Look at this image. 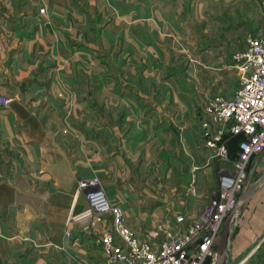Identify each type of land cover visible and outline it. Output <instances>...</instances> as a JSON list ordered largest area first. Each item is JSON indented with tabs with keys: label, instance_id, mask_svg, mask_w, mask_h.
<instances>
[{
	"label": "crops",
	"instance_id": "crops-1",
	"mask_svg": "<svg viewBox=\"0 0 264 264\" xmlns=\"http://www.w3.org/2000/svg\"><path fill=\"white\" fill-rule=\"evenodd\" d=\"M194 1L0 0V96L12 98L0 106V264H106L95 233L72 221L89 207L79 181L93 175L132 228L154 225L132 219L140 212L167 221L204 205L213 171L219 182L231 163L212 159L188 123V78L158 74L169 62L156 40L162 5ZM263 155L223 264H264V180L251 190Z\"/></svg>",
	"mask_w": 264,
	"mask_h": 264
},
{
	"label": "built area",
	"instance_id": "built-area-1",
	"mask_svg": "<svg viewBox=\"0 0 264 264\" xmlns=\"http://www.w3.org/2000/svg\"><path fill=\"white\" fill-rule=\"evenodd\" d=\"M240 59L248 70L241 87L234 97H213L201 124L214 158L231 163L220 168L217 195L206 209L176 212L158 230L139 233L130 226L121 201L109 198L97 175L80 179L79 189L85 191L89 207L72 221H87L84 230L97 236L106 264H206L215 258L225 220L237 209L239 195L250 181L251 160L264 151V33L249 38ZM11 101L10 96H0V106ZM237 137L238 150L231 158L228 142ZM186 193L196 194L195 187Z\"/></svg>",
	"mask_w": 264,
	"mask_h": 264
},
{
	"label": "rangeland",
	"instance_id": "rangeland-1",
	"mask_svg": "<svg viewBox=\"0 0 264 264\" xmlns=\"http://www.w3.org/2000/svg\"><path fill=\"white\" fill-rule=\"evenodd\" d=\"M161 11L168 17L161 20L156 40L167 51L162 61L169 63L159 68L158 74L165 77L178 73L182 79L183 76L188 78V84H182V87L188 90V123H193L199 134H202L201 124L209 101L217 96L234 97L248 74L245 62L240 58L248 49L249 38L264 33V0L256 3H233L232 1L218 3L212 0H195L188 4L179 2L175 7L164 4ZM143 27L148 28L144 24ZM152 70H144L143 73L152 74ZM173 86L177 91L181 90L180 84ZM204 147L208 155L215 159L206 144ZM230 154L231 158H235L236 153L235 156L232 152ZM254 160L253 158L250 164ZM263 174L264 155L258 163L254 178H260ZM209 181L211 184L207 187V198L203 205L205 209L218 192L219 184L215 171ZM176 184L178 186L175 187L174 193L175 198L179 199L184 187L181 181H177ZM167 195L168 193L164 190L160 198L165 199ZM145 197L143 196L142 199ZM202 210L203 208L200 207L197 213ZM140 213V216L132 219L137 220L139 217L141 221L148 218L156 220L154 225L145 223L141 227L134 228L139 233L146 234L163 227L166 219L160 221L161 215H153L152 212L150 214ZM173 215L174 210H170L167 218ZM95 226V230L99 232L97 224ZM71 235L70 232L68 237Z\"/></svg>",
	"mask_w": 264,
	"mask_h": 264
},
{
	"label": "water",
	"instance_id": "water-1",
	"mask_svg": "<svg viewBox=\"0 0 264 264\" xmlns=\"http://www.w3.org/2000/svg\"><path fill=\"white\" fill-rule=\"evenodd\" d=\"M262 180H264V176L257 182L255 183L252 187L255 188ZM236 213V210L231 212L228 217L225 220L218 246H217V255H216V260L213 264H223L225 260V253H226V247H227V242H228V237H229V232H230V226L233 220V216Z\"/></svg>",
	"mask_w": 264,
	"mask_h": 264
},
{
	"label": "trees",
	"instance_id": "trees-1",
	"mask_svg": "<svg viewBox=\"0 0 264 264\" xmlns=\"http://www.w3.org/2000/svg\"><path fill=\"white\" fill-rule=\"evenodd\" d=\"M240 138H232L229 140L228 145L230 148V152H237L238 150V144H239ZM206 264H211V260L209 259Z\"/></svg>",
	"mask_w": 264,
	"mask_h": 264
}]
</instances>
